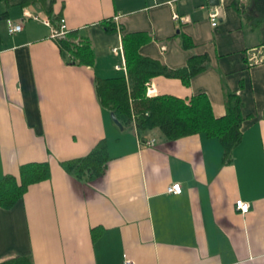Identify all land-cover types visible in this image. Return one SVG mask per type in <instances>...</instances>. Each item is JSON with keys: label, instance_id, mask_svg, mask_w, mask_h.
<instances>
[{"label": "crops", "instance_id": "0c3cea01", "mask_svg": "<svg viewBox=\"0 0 264 264\" xmlns=\"http://www.w3.org/2000/svg\"><path fill=\"white\" fill-rule=\"evenodd\" d=\"M47 1L48 9L0 2V179L17 178L27 163H45L49 172L11 208H0V263L264 264V47L236 0L215 7L207 0ZM59 19L89 42L92 66L75 65L59 50L50 37ZM7 23L20 30L8 34ZM136 33L146 37L139 56L168 70L206 57L186 86L149 79L147 98L203 94L215 119L224 115L225 92L239 98L240 141L229 161L217 139L202 134L165 141L153 130L141 141L98 105L94 79L125 76L121 37ZM100 141L107 161L99 178L80 183L62 170ZM172 184L179 194L166 193ZM237 200L248 205L243 215Z\"/></svg>", "mask_w": 264, "mask_h": 264}, {"label": "trees", "instance_id": "16d2710c", "mask_svg": "<svg viewBox=\"0 0 264 264\" xmlns=\"http://www.w3.org/2000/svg\"><path fill=\"white\" fill-rule=\"evenodd\" d=\"M51 1V0H50ZM5 5L20 8L39 4L49 8L47 0H0ZM47 4V5H46ZM236 9L244 18L246 25L256 33L259 45L264 47V0L235 1ZM2 18L5 16L2 15ZM113 31V27H104ZM146 42L142 33L126 34L121 37L125 76L98 79L93 82L94 95L98 105L112 113L122 129L134 130L136 137L150 131H157L163 140L176 139L202 134L217 139L222 160L229 161L233 148L240 141V100L232 92L224 93V115L215 119L208 100L203 94H196L187 100L171 96L158 95L147 98L145 83L154 77L176 78L183 86L193 76L206 68V57L191 56L184 67L168 70L159 63L139 56L138 47ZM182 47L191 48L188 39L182 37ZM59 50L66 52L72 63L80 66H92L94 56L90 44L79 37L76 31L68 32L63 39L55 40ZM264 118V110L262 111ZM107 161L106 147L98 142L88 154L81 158L61 163L62 170L80 183H90L99 178ZM49 177L45 163H27L21 165L18 177L3 176L0 179V208L7 210L20 200L29 185L46 181ZM0 264H30L28 258L14 257Z\"/></svg>", "mask_w": 264, "mask_h": 264}, {"label": "built area", "instance_id": "2783aa9c", "mask_svg": "<svg viewBox=\"0 0 264 264\" xmlns=\"http://www.w3.org/2000/svg\"><path fill=\"white\" fill-rule=\"evenodd\" d=\"M236 1L239 4H241L243 2V0H236ZM22 17L27 18V19L37 20V17L32 16L27 12H22ZM173 18L175 19L176 16L174 15ZM207 19H208L210 27H215L216 22H217V13L214 10L208 12ZM42 22L44 25H46L48 27L50 26V24L47 21H42ZM50 28H51L50 37L54 40L63 39L65 37V35L68 33V31L64 25V21L62 19H59L57 21V27H54V28L50 27ZM19 30H20V26L18 24L13 25V24L7 23L8 34H13L15 32H18ZM112 52L114 54H116L118 52L120 53L121 51L118 48V49H112ZM148 93H149V91L147 88L145 95ZM143 144L147 147H151L153 145V141L147 140V141L143 142ZM179 192H180V188L177 184H172L166 188V193H168V194L176 195V194H179ZM234 206H235V209L238 212H240V214H242V215L248 211V205L244 202L239 201V200L235 201ZM120 264H133V263L130 260L123 259Z\"/></svg>", "mask_w": 264, "mask_h": 264}, {"label": "water", "instance_id": "95a60500", "mask_svg": "<svg viewBox=\"0 0 264 264\" xmlns=\"http://www.w3.org/2000/svg\"><path fill=\"white\" fill-rule=\"evenodd\" d=\"M207 3H208V6H210V7L217 6V0H207ZM109 118H110L111 122L114 124V126L118 130H121L120 124L116 121V119L114 118V116L112 115V113H109Z\"/></svg>", "mask_w": 264, "mask_h": 264}, {"label": "rangeland", "instance_id": "374dc122", "mask_svg": "<svg viewBox=\"0 0 264 264\" xmlns=\"http://www.w3.org/2000/svg\"><path fill=\"white\" fill-rule=\"evenodd\" d=\"M0 6H2V5L0 4ZM0 31H3V28H2V26L0 27Z\"/></svg>", "mask_w": 264, "mask_h": 264}]
</instances>
